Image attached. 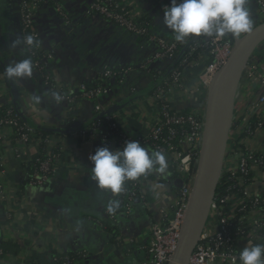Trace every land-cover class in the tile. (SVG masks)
<instances>
[{
    "label": "crops",
    "instance_id": "obj_1",
    "mask_svg": "<svg viewBox=\"0 0 264 264\" xmlns=\"http://www.w3.org/2000/svg\"><path fill=\"white\" fill-rule=\"evenodd\" d=\"M59 1L67 10L68 25L64 21L66 17L59 15L55 4L50 1L37 13L36 25L45 44L44 52L54 55L48 69L53 85H47L42 75L34 70L28 78L13 81L6 77V67L26 59L30 52L23 45L12 46L13 41L23 37L19 1L0 0V110L3 104L11 103L33 129L67 131L65 137L53 134V138H64L57 173L50 183L34 188L27 180L31 160L41 152L38 141L26 147L14 136L0 139V159L4 165L0 183L18 199L19 207L14 212L20 223L35 233V241L38 239L43 251L49 252L52 248L63 252L86 249L85 252L92 253L91 264H130L133 261L142 264L149 255L145 247L158 210L170 205L175 198L176 185L170 178L169 169L166 174L155 172L152 178L141 179L140 196L129 212L119 214L120 218L116 220L119 234L114 237L105 229L102 220L112 219L107 208L117 194L97 186L91 175L93 163L89 156L100 147L116 149L86 132L96 118L94 100L82 98L70 107L63 101L57 104L54 93H57V85L77 90L80 83L93 79L105 67L128 68L126 77L134 81L141 76L140 65L151 60L158 46L145 37L141 39L122 30L114 21L101 15L91 17L88 14L90 0ZM124 2L131 15H147V25L141 23L151 32L166 37L174 34L164 24L162 4L165 0ZM14 11L19 18L15 17ZM149 64L150 70H159V73L168 66L164 62ZM164 75L154 79L150 72L151 81L144 80L137 90L121 89L116 80L113 89L104 95L106 108L120 117L119 125L125 133L137 137L150 133L159 110L151 99L155 85L153 79L159 81ZM191 79L200 86L195 73L191 74ZM54 85L56 89L52 87ZM199 94L203 103L200 112L205 117L206 87H202ZM137 141L150 150L147 143L141 139ZM256 188L264 190L263 177L260 185L253 187L258 190ZM8 209V203L0 200V231L3 233L6 232L4 224ZM262 212L264 214V203ZM253 234L258 242H264V228ZM247 244L243 241L241 247L245 248Z\"/></svg>",
    "mask_w": 264,
    "mask_h": 264
},
{
    "label": "built area",
    "instance_id": "obj_2",
    "mask_svg": "<svg viewBox=\"0 0 264 264\" xmlns=\"http://www.w3.org/2000/svg\"><path fill=\"white\" fill-rule=\"evenodd\" d=\"M13 1L20 3L23 37L32 35L38 42V47L25 46V48L32 55L45 53L42 35L36 25L37 13L53 0ZM170 4L171 0H165L162 6L165 8ZM248 7L254 27L264 22V0H249ZM56 10L59 15L66 17L64 21L68 25L70 19L66 14L65 6L60 3L56 6ZM124 10H126L125 7H120L115 0H90L88 14L91 17L101 15L114 21L122 30L131 32L138 37H146L150 42L157 44L158 49L148 62H164L168 65V70L152 89L151 99L159 108L158 118L153 128L144 137H134L125 132L121 137H111L107 125V120L111 118V111L106 108L103 99L104 95L113 89V84L87 90L85 82H82L78 89L84 91L83 98L96 100L94 105L96 120L86 131L89 135L98 136L100 141L106 145L114 146L116 150L122 148L125 142L130 140L141 139L145 143H154L157 151L170 154L176 162L178 172L181 174L177 179H181L182 185L179 190L174 189L175 198L170 205L158 210L151 229L150 240L145 247L149 255L142 263L169 264L179 244L191 199L192 187L197 175V164L205 126V117L200 112L203 103H201L199 93L202 87H206L209 94V89L216 75L231 57L237 39L243 35L239 38L226 35L219 39L203 36L191 37L187 38L186 42L181 43L175 40L174 34L166 37L151 32L148 27L137 20L140 17L131 15L129 11L126 14L127 12ZM195 53L196 56L191 58ZM45 55H47L46 61L36 60L33 62V70L42 75L47 85H53L51 76L47 72L50 67L51 56ZM178 61L179 65H176ZM148 62L140 65L142 70L139 71L140 77L134 81L129 80V76L124 77L117 82V85H120L121 89L130 87L132 90H137L144 80L148 79L147 81L150 82L152 79L150 76L151 65ZM109 68L105 67L104 70L110 74ZM192 73L197 75L200 86L195 85V82L192 81ZM57 86L58 93L63 97L61 101L70 105L81 99L75 95L61 93V86ZM204 107L206 106L204 105ZM183 109H188L190 114H183L181 112ZM8 116V118L0 119V139L14 136L26 147H31L38 141V148L41 150L35 130L28 125H21L18 114L11 108L8 110ZM163 119H165L164 124L169 127L167 136L163 135ZM253 122L254 126L252 125ZM186 123L190 127L189 130L178 139V142H175L174 138L177 137L178 131L173 127V124L184 127ZM234 127H236L235 131H233ZM63 141L64 138L61 136L53 138L51 135L49 137L48 148L45 153L48 157L42 159L40 152L38 157L33 160L39 163V168L31 172L29 167L28 185L30 187H42L50 183L52 177L57 173V163L63 155ZM57 143L60 144V150L54 152L52 147H55ZM233 144L242 145V147L235 149ZM259 155L260 157H258ZM263 158L264 41L257 46L242 74L221 177L227 173H229L228 178L230 179L232 176L240 175L235 182L228 181L229 185L225 192H218L217 190L211 204L209 217L188 264H242L239 256L243 250L241 247L243 241H246L247 244L249 241L254 242L255 240V244H264V242H258L253 234L257 229L264 228V214L262 212L264 190L253 189L254 186L260 185L261 177L264 178ZM1 173H4V165L0 159V175ZM140 183L141 179L136 181V184ZM127 191L129 192V202L126 204V211L129 212L132 208V202L140 196L141 191L140 188L129 191L124 186L122 192ZM0 200L6 201L9 207L4 224L6 233L10 234L15 241L32 240L36 242L35 233L21 224L14 212L19 207L18 199L1 183ZM85 254L89 253L85 252ZM27 255L28 251H24L18 256L0 259V264H28L26 262ZM66 263L72 264V261L68 259ZM130 264L138 263L133 261Z\"/></svg>",
    "mask_w": 264,
    "mask_h": 264
},
{
    "label": "clouds",
    "instance_id": "obj_3",
    "mask_svg": "<svg viewBox=\"0 0 264 264\" xmlns=\"http://www.w3.org/2000/svg\"><path fill=\"white\" fill-rule=\"evenodd\" d=\"M249 0H171L164 11V24L181 43L191 37H216L231 35L239 38L251 34L254 22L248 7ZM38 47L32 35L13 41L12 46ZM33 62L30 58L9 64L5 75L9 80L31 77ZM57 104L63 99L60 93H54ZM39 98L37 97V100ZM92 161L91 175L97 186L113 195L124 190L125 183L135 181L153 172L166 174L168 158L161 151H150L137 140L126 141L115 151L108 147L97 148L89 156ZM120 202L113 199L108 204V212L115 214ZM242 264H264V244L249 241L239 256Z\"/></svg>",
    "mask_w": 264,
    "mask_h": 264
},
{
    "label": "water",
    "instance_id": "obj_4",
    "mask_svg": "<svg viewBox=\"0 0 264 264\" xmlns=\"http://www.w3.org/2000/svg\"><path fill=\"white\" fill-rule=\"evenodd\" d=\"M264 41V22L237 39L233 53L209 89L197 175L178 247L169 264H188L217 193L233 126L235 101L244 69ZM177 184L181 179H177Z\"/></svg>",
    "mask_w": 264,
    "mask_h": 264
},
{
    "label": "trees",
    "instance_id": "obj_5",
    "mask_svg": "<svg viewBox=\"0 0 264 264\" xmlns=\"http://www.w3.org/2000/svg\"><path fill=\"white\" fill-rule=\"evenodd\" d=\"M115 2L120 7H125L126 10H124V11L127 12L126 14H128L129 9L125 5L124 0H115ZM53 3L55 4V6H57L60 4V1L59 0L58 1L54 0V2L51 1L52 5H53ZM146 16L147 15H143L137 20L142 22L143 24L147 25V20L145 18ZM140 38L142 39L144 37H140ZM144 39H146V37ZM45 54L46 53L38 54V55H32L30 53L27 58H30L32 60V62H34L36 60L44 62V61H46V57H47V55H45ZM194 56H196V53L191 58H193ZM176 65H179V61L177 62ZM167 70H168V66H167V68L162 70L161 73H159V70L155 71L152 69H151V72L154 75V79H156L159 76H161V74L166 73ZM109 71L111 72L110 74L108 71L103 69V70L99 71L93 79L86 81L85 85H86L87 90H92V89H95V88L103 86V85H105V86L111 85V84H113V82H116V80L118 82L122 78L126 77L128 74V68H125V67H121V68L110 67ZM154 79H153V81L155 84V83H157L158 79L156 81ZM52 87L56 89L55 85ZM60 92L61 93L63 92V93L69 94V95H75L81 99L84 97V95H83L84 91L82 89L73 90V89H69L68 87H64V88H61ZM151 92H153V90H151ZM94 102H96V100H94ZM75 105L76 104H70V107H74ZM10 108L15 113H18L14 104H12V105H11V103L10 104H3L1 106V110H0V119L9 117L8 116V110ZM181 112L185 115L190 114L188 109H183ZM18 117H19L21 125H25V126L28 125V123L23 118V116L18 115ZM95 120H96V118L93 120V124L95 123ZM119 120H120V117L117 116L116 113L115 114L111 113V118L107 120V125L109 127V131L111 132V135H110L111 137H115V138L121 137L122 134L125 132L124 129L121 127V125H119ZM164 123H165V119L162 120L163 135L167 136L169 133V127L167 125H165ZM252 125L254 126V122L252 123ZM173 127H175L178 131L177 137L174 138L175 142H178V139L182 135H185L186 132L190 128L188 123H186L184 125V127H181L180 125H177V124H173ZM34 130H35L36 138L39 140V143H40L41 158L42 159H46L48 157L45 155V153H46L47 148H48V140H49V137L51 136V134L52 135L53 134L54 135H62L63 137H65L67 135L65 133L67 131H62V130L55 129V128H49V129L48 128H34ZM235 130H236V127H234L233 131H235ZM128 134L131 135V133H128ZM134 137H137V136H134ZM147 144H148V147H150V150L157 151L154 143H147ZM233 145H234L235 149L242 147V145H238V144H236V145L233 144ZM59 150H60V144L59 143H57L55 145V147H52V151H54V152H58ZM61 154H62V152H61ZM165 154L168 158V169H169V172L171 173L170 178L173 180L174 186L176 185V187L178 188L176 180L178 177H180L181 174L178 172L176 162L171 158L170 154H168V153H165ZM258 157H260V155ZM263 160H264V158H263ZM38 168H39V163L32 161V163L30 165L31 172L36 171V169H38ZM155 174L156 173H151L147 177L152 178ZM239 175L240 174L232 176L231 179L228 178L229 173L223 175V177H221V181L219 183L218 192H220V191L225 192L226 189L228 188V185H229L228 181L231 183L235 182V180L238 179ZM50 176H49V178H50ZM139 179H142L143 181L146 180L145 177H141ZM136 181L137 180L126 182L125 183L126 189L129 191L132 189L139 190L140 184H136ZM128 198H129V192L128 191L127 192H121V193L117 194L115 199L119 200L120 208L117 210V212L115 214L108 212V215H110L112 218L110 221H105L104 219L102 220L104 223L103 225H104L105 229L107 231L111 232L114 237H116L119 234V230H118V227L116 225V220L118 218H120L119 214H123V215L126 214V212H127L126 211V204L129 202ZM135 201H136V199L132 202V205L135 203ZM107 210H108V208H107ZM25 247H27V248H25ZM85 250L86 249L63 252V251H59L56 248H52L50 252H45L41 249V245L37 242H33L32 240H25L23 242L15 241L14 239H12L10 234H8L6 232L3 233L0 231V259L10 258L12 256H18V255H20V253H22L24 251H28V255L26 258V262L28 264H67L66 262L68 259L70 261H72V264H91V261L93 260L92 253L90 252L89 254H85Z\"/></svg>",
    "mask_w": 264,
    "mask_h": 264
},
{
    "label": "rangeland",
    "instance_id": "obj_6",
    "mask_svg": "<svg viewBox=\"0 0 264 264\" xmlns=\"http://www.w3.org/2000/svg\"><path fill=\"white\" fill-rule=\"evenodd\" d=\"M16 6H17V5H16ZM16 9H17V8H15V10H16ZM14 14H15V17H16V18H19V15H18V13H17L16 11H14ZM256 26H257V25H256ZM44 45H45V44H44ZM47 54H49V53H47ZM49 55H50L51 57H54V55H53L52 53L49 54ZM48 69H49V68H48ZM48 69H47V72L49 71ZM48 73H49V72H48ZM181 182H182V181H181ZM176 183H177V182H176ZM177 185H178V188L176 187V189L179 190V189H180V186L182 185V183H179V184H177ZM37 242H38V239H37Z\"/></svg>",
    "mask_w": 264,
    "mask_h": 264
}]
</instances>
